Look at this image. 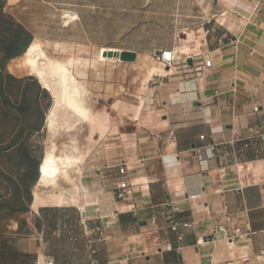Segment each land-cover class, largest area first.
Listing matches in <instances>:
<instances>
[{
    "label": "crops",
    "instance_id": "obj_1",
    "mask_svg": "<svg viewBox=\"0 0 264 264\" xmlns=\"http://www.w3.org/2000/svg\"><path fill=\"white\" fill-rule=\"evenodd\" d=\"M161 17L168 44L140 53L174 49V38L210 68L180 57L146 91L139 77L101 150L92 153L97 132L87 141L84 203L35 210L32 186L28 210L0 227V264H264V0H169ZM11 60L0 59V148L40 131L48 109L38 83L8 73ZM229 142L243 150L236 162L209 150Z\"/></svg>",
    "mask_w": 264,
    "mask_h": 264
},
{
    "label": "bare ground",
    "instance_id": "obj_2",
    "mask_svg": "<svg viewBox=\"0 0 264 264\" xmlns=\"http://www.w3.org/2000/svg\"><path fill=\"white\" fill-rule=\"evenodd\" d=\"M62 16V25L66 28L78 19L76 14L68 11H63ZM47 40L34 36L25 53L11 60L7 66L8 73L16 78L33 77L51 100L45 114L49 145L43 152L38 180L32 189V207L35 210L39 205L80 206L87 198L80 181L85 151L81 150L75 137L67 138L68 143L60 142V146L56 139L71 135L84 124L88 129V142L93 141L95 132L103 138L107 132V121L93 95L102 88L109 73L107 69L131 63L145 91L148 81L168 74L153 51V54L134 52L132 61L124 62L122 54L126 50L76 44L66 51L65 43ZM172 51L173 57L178 59L188 55L191 48L183 44ZM165 52L161 51L159 56Z\"/></svg>",
    "mask_w": 264,
    "mask_h": 264
},
{
    "label": "rangeland",
    "instance_id": "obj_3",
    "mask_svg": "<svg viewBox=\"0 0 264 264\" xmlns=\"http://www.w3.org/2000/svg\"><path fill=\"white\" fill-rule=\"evenodd\" d=\"M144 2L145 0H0V13L21 25L32 38L38 36L42 40L65 43L66 51L79 44L92 48L113 46L111 48L140 53L149 46H161L168 44L169 41V33L158 29L162 22L161 15L168 9L169 0H149L147 7H144ZM145 9L148 10V14L143 13L146 12ZM63 11L78 16L68 28L62 25ZM174 44L175 41L172 40L171 45L178 46V39L176 45ZM183 44L181 42V45ZM183 57L185 56L181 59ZM123 60L132 61L128 57ZM107 70L109 73L102 88L94 93L93 100L103 111L107 125H113L116 111L123 109L126 103L134 104L132 93L136 90L139 75L131 63L121 64L117 68L109 67ZM31 78L37 83L33 77ZM44 93L47 97L45 107L49 109L51 100L48 93L45 91ZM143 102L139 101L138 106ZM48 109H44L45 114ZM78 130L69 136L62 135L56 142L60 146L61 143H68L70 138L75 137L78 143L80 142L81 150L88 155L87 126L80 125ZM99 139H96L97 143L92 147V153L101 150L102 141L100 143ZM26 142L34 149L37 160L42 158L45 148L49 145L45 118L41 130L33 133ZM4 161L2 158L1 163L5 164ZM2 167L5 169V166Z\"/></svg>",
    "mask_w": 264,
    "mask_h": 264
},
{
    "label": "trees",
    "instance_id": "obj_4",
    "mask_svg": "<svg viewBox=\"0 0 264 264\" xmlns=\"http://www.w3.org/2000/svg\"><path fill=\"white\" fill-rule=\"evenodd\" d=\"M32 41L31 34L21 25L16 24L4 14L0 13V59L11 60L25 53ZM9 79L13 80L9 77ZM26 78L25 80H31ZM23 80H13L21 83ZM6 84L0 76V97L5 98ZM25 129H20L22 133ZM39 129L29 128L25 139L19 143L14 139L8 147L0 148V158H6L7 170L0 166V189H4L0 196V227L2 223L16 213L26 212L31 202V188L37 181L36 169L38 161L33 150L26 144V140ZM1 229V228H0Z\"/></svg>",
    "mask_w": 264,
    "mask_h": 264
},
{
    "label": "built area",
    "instance_id": "obj_5",
    "mask_svg": "<svg viewBox=\"0 0 264 264\" xmlns=\"http://www.w3.org/2000/svg\"><path fill=\"white\" fill-rule=\"evenodd\" d=\"M205 35L208 34V31H205L204 32ZM173 49H170V50H160V53L161 51H167L164 53L163 56H159V54L155 55L158 59V61H160L163 66L165 67V69L167 70H170L174 67H176L178 65L177 61L178 59H175L173 57ZM172 56V58L170 59V57ZM185 57H183V62L182 64L185 65L186 64V61H197V60H200V65L198 66L197 70H201L202 67L204 69L206 68H210L211 66V61L209 59H207L205 56H202L198 53H189L188 55H184ZM200 58V59H199ZM254 110H257V109H254ZM200 139H203V137H200ZM247 148V145H244L243 149H246ZM209 150L211 152H214L215 154H221L220 157L222 158H232V160L234 162H236V160L238 159V153H242V151H236L234 149V142H229V143H221L220 145H211L209 146ZM118 174L120 176H123L125 174V165L122 164L119 169H118ZM128 190V185L127 183L125 182H121L119 183V185L117 186V191H119L118 193V198L121 199L123 197V191H126ZM219 232L223 234V236L229 240L231 239L232 237L227 235L225 230L221 227L218 228ZM165 251H175L176 253H179V250L180 248L179 247H175L173 248L172 245L168 244L165 246L164 248Z\"/></svg>",
    "mask_w": 264,
    "mask_h": 264
},
{
    "label": "water",
    "instance_id": "obj_6",
    "mask_svg": "<svg viewBox=\"0 0 264 264\" xmlns=\"http://www.w3.org/2000/svg\"><path fill=\"white\" fill-rule=\"evenodd\" d=\"M159 53H160V51H156V55L159 54ZM125 57H128V58H130L132 60L133 59V54L132 53L124 52L122 54V58H125Z\"/></svg>",
    "mask_w": 264,
    "mask_h": 264
}]
</instances>
